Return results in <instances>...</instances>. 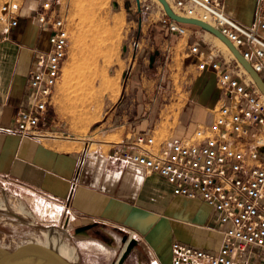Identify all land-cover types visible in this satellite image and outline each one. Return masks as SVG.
Here are the masks:
<instances>
[{
  "label": "crops",
  "instance_id": "crops-1",
  "mask_svg": "<svg viewBox=\"0 0 264 264\" xmlns=\"http://www.w3.org/2000/svg\"><path fill=\"white\" fill-rule=\"evenodd\" d=\"M44 1L57 8L62 0H23L17 25L0 33V231L31 232L67 252L74 264H113L123 249L120 234L137 241L123 264H171L173 242L218 250L221 233L211 207L200 200L174 196L163 178L106 156L111 142L137 134L153 136L158 143L173 141L189 136L197 125L211 122L222 92L213 73L197 70L196 58L184 65L189 86L175 120L172 112L180 102L178 95L156 77L141 79L133 86L138 91L131 90L132 101L141 105L134 107L130 120L115 129L89 136L60 134L59 128L48 122L57 83L53 110L41 124L44 137L35 139L9 131L17 112L28 104L26 85L35 52L48 48L47 31L33 18ZM257 9L258 0H223L225 14L244 26L255 23ZM158 25L160 29L154 28L147 43L160 40L176 66L174 50L178 46L187 50L189 42L222 54L217 46L206 43L207 32L198 27L185 25L190 34L187 31L185 37H178ZM163 78L161 75V81ZM166 79L169 83L170 73ZM156 102L163 105L155 115L149 104ZM117 108L119 105L113 113ZM88 224L111 242L90 236V230L75 232ZM244 264H264V252L249 250Z\"/></svg>",
  "mask_w": 264,
  "mask_h": 264
},
{
  "label": "built area",
  "instance_id": "built-area-1",
  "mask_svg": "<svg viewBox=\"0 0 264 264\" xmlns=\"http://www.w3.org/2000/svg\"><path fill=\"white\" fill-rule=\"evenodd\" d=\"M177 16L202 21L218 30L248 62L264 84V0H258L255 23L244 26L227 16L223 0H165ZM23 0L0 5V33L15 27ZM159 23L178 37L187 27L171 20L160 5ZM35 23L47 31L46 50H37L28 71V104L14 118L22 136L44 137L41 124L53 109L52 97L67 59L65 19L50 1L41 3ZM187 54L198 71L216 77L222 92L207 125L189 136L157 143L137 134L108 143L106 156L139 166L163 178L174 196L200 200L213 209L221 233L216 251L179 242L171 244V264H244L249 250L264 252V95L248 72L229 55L191 43Z\"/></svg>",
  "mask_w": 264,
  "mask_h": 264
},
{
  "label": "rangeland",
  "instance_id": "rangeland-1",
  "mask_svg": "<svg viewBox=\"0 0 264 264\" xmlns=\"http://www.w3.org/2000/svg\"><path fill=\"white\" fill-rule=\"evenodd\" d=\"M4 2L6 0H0V5ZM112 2L117 6L113 7ZM57 9L65 19L69 48L58 81L54 111L48 118L50 125L57 126L59 133L64 135L74 132L89 136L92 132L96 134L100 131H111L124 120H130L134 107L139 108L141 105L132 101L131 90L135 93L138 91V87L133 89V86L139 84L141 79L156 77L159 78L160 84L169 86L171 92L178 95L180 102L172 112L173 119L177 118L185 100L183 93L189 86L184 65L194 59L187 54L186 48L181 50V46H178L174 50L176 66L175 62L170 60L169 53L163 50L164 46L160 45V40H150L147 43L146 39L154 28L160 29L158 19L161 11L158 0H62ZM205 36L206 43L217 46L225 58L229 57L217 37L214 39L215 36L208 32ZM189 45L190 42L187 47ZM150 56L153 57L151 65ZM179 59L182 60L180 65ZM167 65H170V69H167ZM169 73L171 79L168 83L166 75ZM105 75L118 81L117 85L112 87L114 91L102 86ZM161 75H164L163 81ZM94 96L97 97L96 100ZM90 99L93 102H90ZM165 103L166 101L163 102ZM163 104H149V111L155 114L159 105ZM117 105L119 108L113 113L112 110ZM24 234L33 233L13 229L1 230L0 241ZM5 251L15 253L19 250Z\"/></svg>",
  "mask_w": 264,
  "mask_h": 264
},
{
  "label": "water",
  "instance_id": "water-1",
  "mask_svg": "<svg viewBox=\"0 0 264 264\" xmlns=\"http://www.w3.org/2000/svg\"><path fill=\"white\" fill-rule=\"evenodd\" d=\"M162 6L165 14L173 21L180 24L189 25L193 27H198L211 35L217 37L222 41L231 51L236 60L241 64V66L248 72L250 77L253 79L255 84L258 86L261 93L264 95V84L257 73H255L248 62H246L240 53L233 47V45L215 28L210 25L196 20V19H187L180 16H177L172 12L165 0H158ZM112 6L116 7L117 4L112 2ZM155 55L157 52L154 53ZM150 65L153 62V57L150 56ZM92 224L80 226L75 229L76 233L85 234L88 230L92 228ZM121 244L123 249L121 250L119 256L113 262V264H123L127 259L132 250L137 246V241L135 239L128 238L127 235L121 237ZM6 249H17L19 251L27 252L34 255L40 260L46 262L47 264H74L69 258L65 257L58 249V247L47 240L40 238L37 235L33 234H24V235H15L10 237L7 240L0 241V254L3 250ZM0 264H9L0 256Z\"/></svg>",
  "mask_w": 264,
  "mask_h": 264
},
{
  "label": "bare ground",
  "instance_id": "bare-ground-1",
  "mask_svg": "<svg viewBox=\"0 0 264 264\" xmlns=\"http://www.w3.org/2000/svg\"><path fill=\"white\" fill-rule=\"evenodd\" d=\"M214 39L216 37H213ZM221 44L222 46L225 48L227 54L229 55H233L231 53V51L229 50V48L222 42L220 41L218 38H216ZM224 50V51H225ZM174 68V67H173ZM110 77V76H109ZM105 75V77L102 80V86H104L105 88H108L107 90H109V88L115 87L118 83V81L116 82V80L114 78H109ZM116 78V76H114ZM118 80V79H117ZM101 84V83H100ZM118 88V87H117ZM104 89V88H103ZM111 90V89H110ZM104 91H106V89H104ZM112 91H114V88H112ZM117 91V90H116ZM101 93V92H100ZM105 93V92H104ZM118 93V92H117ZM99 94V93H98ZM97 96V95H96ZM91 98V96H90ZM95 98V96H94ZM97 99V97L95 98V100ZM92 101V99H90V102ZM93 102V101H92ZM96 102V101H95ZM91 106V104H90ZM62 114V113H61ZM61 116V115H60ZM49 240V239H48ZM50 242V241H49ZM52 243V242H50ZM54 244V243H52ZM55 245V244H54ZM58 247V246H57ZM59 251L65 256H69L68 253H64L62 252L61 248H59ZM0 256L4 259V261H6L9 264H47L46 262L40 260L39 258L35 257L32 254L29 253H24V254H15L13 252H8L3 250L2 253L0 254ZM68 258V257H67Z\"/></svg>",
  "mask_w": 264,
  "mask_h": 264
},
{
  "label": "flooded vegetation",
  "instance_id": "flooded-vegetation-1",
  "mask_svg": "<svg viewBox=\"0 0 264 264\" xmlns=\"http://www.w3.org/2000/svg\"><path fill=\"white\" fill-rule=\"evenodd\" d=\"M88 234L90 236H93V237H96V238H100V239L104 240L106 243L111 242V239L106 234H104L101 230H99L97 227H94V228L90 229ZM120 235H121V237L123 236L122 234H120Z\"/></svg>",
  "mask_w": 264,
  "mask_h": 264
}]
</instances>
